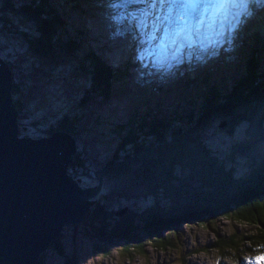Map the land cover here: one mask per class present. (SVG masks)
Listing matches in <instances>:
<instances>
[{
	"label": "rangeland",
	"instance_id": "obj_1",
	"mask_svg": "<svg viewBox=\"0 0 264 264\" xmlns=\"http://www.w3.org/2000/svg\"><path fill=\"white\" fill-rule=\"evenodd\" d=\"M11 1H14L20 10L24 8L30 9L31 7L37 10L39 6V2L35 3L36 0ZM46 1H50L49 8H53V11L62 9L58 13L60 14L61 22H66L63 23L64 26L62 28H57L59 34L55 38L62 40L61 42L63 43L70 42L72 41L74 30L75 32L83 31L79 40L80 45L83 46L81 47L82 51H86L85 44L89 47H99L101 45V40L94 43L93 39L87 38L86 42H84L83 37L85 39V30L88 31L90 28H92L93 32H98L94 27L95 23H101L105 27V20L102 21L101 17L103 16L102 14L107 12L102 9L106 0ZM3 3H6V0H0V57L12 71L14 86L18 90L14 98L20 107L18 116L20 135L22 137L41 138L46 136L49 131L57 130L61 123L64 124V119L70 118L69 121L73 125L74 130L70 135L76 141V151L79 149L76 152L77 158L71 168L76 170L77 177H79L77 179L80 180L82 187L97 186V180H95V176L91 174V171L92 169L106 166L114 157L117 150L116 144L125 135L124 132L121 135H117L114 132L118 126L124 125L128 121L130 122L131 118L138 121L147 114L154 115L160 111L165 112L167 116H173L174 113L183 115L184 112H189L188 110L194 106L193 102L201 100V95L208 93L209 87L213 85H217L224 92L231 90L233 83L244 74L247 61L252 58L253 54L256 55L258 51L259 65L261 71L264 72V41L259 40V43H254L253 40H250V36H253L257 31L256 23L254 26L248 27V33H246V26L239 34L235 32L234 41L231 39L232 44L222 52L210 47V51H208L210 54L207 51L196 50L199 54L197 56L199 57L197 59L199 62L194 63L191 56H186L185 60L177 59L180 61L171 67L169 75L165 74L163 66L160 67L161 73L156 74L155 72L159 67L154 68L153 60L148 61L149 63H146V66L148 65L147 67L155 75L154 79L158 78L163 81L158 84L159 86H157L155 81L148 79L147 75L141 72L136 75L134 72V69L144 67L141 63H145L146 60H144L141 52H137L140 47H136V52L132 53V65L130 64L129 66L127 64L125 67H119L111 61L117 59L115 56L110 59V62L105 60L107 56L109 58L114 54H118L102 49V46H100L102 49V51L100 50L101 55L98 54L99 52H92L89 55L87 54L89 56L87 58L91 62H95L90 63L91 70L104 69L108 74H111L109 81L111 92L107 98H102L98 93L96 97L90 98L91 100L84 103V96H88L87 91H91L92 88L91 75L93 72L88 71V69L83 71L78 68L77 56L69 53L60 54L58 51L61 50L59 49H56L57 51L52 50L53 54H57H51L52 57L47 60L32 54L27 47L25 38L34 39L38 36L36 24L26 21L21 16L13 17L4 8ZM253 7L258 11V6L253 5ZM137 9L142 10L138 7ZM14 14L19 13L15 12ZM113 15H116L115 12H113ZM123 16L120 13L117 18L121 23L125 22L123 21ZM260 18L263 22L260 30L264 33V14ZM126 21L132 26L133 19H127ZM88 22L95 23L90 24ZM140 23L138 27H140L139 31L142 32ZM239 24L235 22L234 25L239 26ZM112 30L115 32L114 29ZM123 31H125V28ZM124 33H119L116 37L111 35L112 39L108 37L109 41L113 43L110 45L120 48V44L125 38ZM228 35L231 38V34ZM132 39L140 44L147 42L153 46L154 37L152 35L145 34L144 40H141V36L137 32H133L129 40L131 41ZM239 40L240 42L244 40L240 49L236 45V43L240 44ZM105 42L107 43V41ZM254 45H259L258 49H253ZM149 53L153 52L149 50ZM137 54L139 55L138 59L136 58ZM120 58L118 57V59ZM145 58L148 59V56ZM165 61L169 63L168 55H163L160 59V63ZM110 63L117 65L119 68H113ZM206 65L208 68H206ZM198 66L206 70L199 69L197 68ZM208 71L210 74L205 73ZM176 72H181L177 76L179 80L185 78V80L194 79V81L189 86L186 83L179 84L178 79H174L172 83L167 82ZM158 87L164 90L160 91ZM185 87L188 88L184 90ZM170 89H174V91L172 93H163ZM155 103H158L162 109L158 104L156 107ZM258 120L264 121V112ZM222 125H224L223 121L218 120L214 124L213 129L203 135L201 139V142L209 147L214 154L220 157L226 156L238 143L252 140V123L250 121L244 119L241 124L236 125L233 129L227 125L221 127ZM173 126L178 128L182 126V123H174ZM261 127H263L262 131H264V126L262 125L258 128L256 127L255 131H260ZM139 137L142 140L145 138L141 134H139ZM81 140L84 144L82 146L80 145ZM130 140H133V138ZM231 157L229 156V158ZM234 157L236 173L242 175L248 172L251 169V161L264 158V141H254L248 152L236 154ZM80 162L83 167L78 169ZM86 167H89L86 173H88L90 178L80 175ZM104 177L101 176V179ZM96 189L97 187L94 188V190ZM99 193L97 195L100 197L99 200L108 208L116 209L121 203L119 198L111 196L109 193H105L107 196L103 197L102 192ZM123 203V205L130 206L132 209L136 208V205L140 207L145 205L141 198L132 200L131 204L126 201H123ZM84 225V223H79L78 225L66 226L62 231L58 246L50 247L42 255V264H63V259L57 254L56 249H63L64 254L68 258L72 257L77 264H222L223 262L226 264H249V262L256 264V259L259 257L256 253H243L237 258V253L233 258L224 259L220 253L210 248L218 238L217 233L221 236H229L231 233L240 234L254 230L253 227L227 219H220L214 224L204 226L197 224L183 226L178 232H169L166 237L168 236L169 241L174 243V249H160L156 244L146 242L148 247L144 250V253H139L136 250L125 253L120 245L114 244L108 248L110 254L107 257L93 249L94 241L85 234Z\"/></svg>",
	"mask_w": 264,
	"mask_h": 264
},
{
	"label": "trees",
	"instance_id": "obj_2",
	"mask_svg": "<svg viewBox=\"0 0 264 264\" xmlns=\"http://www.w3.org/2000/svg\"><path fill=\"white\" fill-rule=\"evenodd\" d=\"M37 2V10L32 7L20 10L11 0L3 3L13 17L21 16L36 24L37 37L29 39L23 35L29 51L43 60L52 57L56 49L61 50L58 51L60 54L76 55L78 68L93 72L92 88L87 91L88 96H84V103L98 93L107 98L111 92V74L104 69L91 70L90 63L95 62H91L89 56L81 55L75 42L63 43L55 38L59 34L57 28L64 26L60 14L49 8L50 1ZM252 40L259 43V40ZM258 47L254 45L253 49ZM258 52L247 61L244 74L231 90L224 92L217 85L210 86L208 93L201 95V100L194 101L193 108L183 115L165 116V112L160 111L147 114L138 121L131 118L130 122L114 130L117 135L125 134L119 137L121 141L116 144L114 157L107 166L91 174L98 183L105 172L102 197L109 193L121 203L114 209L101 203L99 196L93 199L84 231L94 241L96 252L107 257L110 254L108 248L118 244L125 253L134 250L144 253L148 247L146 242L154 243L160 249H174V243L166 237L169 232H178L183 226H204L227 219L254 230L229 236L217 233L218 238L210 248L223 258H233L237 253V258L243 253L264 254V208L260 207L264 206V158L251 161V169L238 175L234 157L248 152L254 141H264L263 127L255 131L256 127L264 126V121L258 120L264 112V72L259 65ZM17 91L13 86L14 96ZM15 103L19 111L18 102ZM69 119H64V124L61 123L57 130L73 133ZM244 119L252 123V140L238 143L228 155L220 157L201 142L203 135L211 131L218 120L233 129ZM174 123H182V126L174 127ZM53 132L49 131L47 136ZM139 134L145 138L142 140ZM78 166V169L83 167L81 162ZM87 170L89 167L80 175L90 178ZM70 175L79 178L72 168ZM138 198L143 199L145 205H136L134 209L123 205V201L131 204ZM121 211L125 214L119 216ZM58 243L59 240L53 242L51 247L58 246ZM56 252L62 257L63 264H77L64 254L63 249H56ZM38 264H42V258Z\"/></svg>",
	"mask_w": 264,
	"mask_h": 264
},
{
	"label": "water",
	"instance_id": "obj_3",
	"mask_svg": "<svg viewBox=\"0 0 264 264\" xmlns=\"http://www.w3.org/2000/svg\"><path fill=\"white\" fill-rule=\"evenodd\" d=\"M13 83L0 57V264H38L66 226L86 221L102 183L84 190L70 175L77 151L67 134L20 135Z\"/></svg>",
	"mask_w": 264,
	"mask_h": 264
},
{
	"label": "bare ground",
	"instance_id": "obj_4",
	"mask_svg": "<svg viewBox=\"0 0 264 264\" xmlns=\"http://www.w3.org/2000/svg\"><path fill=\"white\" fill-rule=\"evenodd\" d=\"M263 1L264 0H259L260 3H259V6L257 7L258 11L252 5H248L249 8L252 7V9H254L251 12H249L250 15L245 13L243 10H240V9L238 10L240 12V14L243 15L242 16V20L243 21H241V23L238 26L239 30L237 31V34L242 32V29L245 26H246V33H247L249 26H254L255 23H256L257 26H260V27H261V25H263V22L261 21V18H260L264 14V3H263ZM119 4H120L119 8H116L115 6L112 5L110 0H106L105 1V5H103L102 9L104 11H107V12H106V14H102L103 16L101 17L102 21L105 20V23H106L105 27L102 26L101 23L88 22L90 24L91 23L92 24L95 23L94 27H95L96 30H98V32H93L92 28L88 29V31L85 30V33H84L85 39L83 37V40H84V42H86L87 38H91V39H93L94 43H96L99 40H101L100 41V44H101L100 46H102V49L108 50L109 52H115V53L118 54V55L114 54L113 56H111L109 58H108V56H107V58L105 56V58H106L105 60L110 62V59H112L115 56L117 59L111 60V61H113V63L117 64L119 67H125L127 64L129 66H130V64L132 65L133 64V62H132L133 61L132 53L136 52L135 51L136 47H140L139 48L140 50L137 51V52H139V53L141 52L142 56H144V60L146 59L145 63H141L142 66H144L146 69L144 70V67L140 66L141 69H134V72L136 73V75L139 72H141L142 74L147 75L148 79L155 81L157 86H159L158 84L162 83L163 81L161 79H158V78L154 79L155 75L147 67L148 65L146 66V63H149L148 61H150V57L151 56H155V53L159 52V50L156 47L155 41L159 40V37H160L161 33H162V35L165 34L164 31L162 30L163 29V25L160 22L154 20L155 15L160 12V9H159L158 5L154 8L151 4H136L135 0H120ZM137 7L141 8L142 10L137 9ZM259 8H260V10H259ZM124 10H127V11H124ZM230 10H232V9L230 8ZM167 11H168V9L165 8L164 12L167 13ZM113 12H115V14H116L115 16L113 15ZM120 13H122L124 15L123 16V21H125V22H123V23L119 22L118 19H117L118 16L120 15ZM232 13L233 12L231 11V16L228 17V20H229V18H232ZM127 19L128 20L129 19H133L132 26H131V24H129L126 21ZM142 20H143V22H141ZM139 23H140V25H142V32L139 31V28H140V27H138ZM234 24H235V20L232 21V26H233V28L237 27ZM158 27L161 28L160 32L156 31V29ZM260 27H259V29H260ZM124 28H125V31H123ZM112 29H114L115 32ZM116 31H118V32H116ZM74 32H75V30H74ZM79 32L81 34L83 33V31H79ZM122 32H125L124 33L125 34V38H123L122 43L120 44V48H118V47L116 48L115 45H110V44H113V43H112V41H109L108 37H111V35L116 37L119 33H122ZM133 32L134 33L137 32V34L141 36V40H144L145 34H149V35H152L153 37H155V39L153 41V46H151L147 42H145L143 44H140L138 41H135L134 39H132L130 41L129 40L130 39V35L132 36ZM174 32H175V28L173 27V29L168 32V34H169V42H168V44L166 46L167 48L163 49L162 51H160V52L165 53L166 55H168L169 63L167 61H165L164 63H157L156 60L153 61V64L155 65L154 68L155 67H159V69H157V71L155 72L156 74H160L161 73L160 72V67L163 66L164 70H165V74L169 75L171 67L179 63L180 60H177V59L185 60L186 56L187 57L191 56L193 58V62L194 63L195 62H199L197 60L199 58V57H197L199 54L196 52L195 49L208 52V51H210L209 48L211 47V48H213L214 50H216L218 52H222L223 50L226 49V47H228V46H230L232 44V40L229 41V40H224V39L221 38V35H220L221 32H222V34L225 33V36L228 37V28L226 26H224L221 22L217 23L214 26V28L209 30L208 32H207V28H206V23L205 22H202L201 24H198L197 28L194 29V31H193V34L198 39V43L195 46H192V47H189L188 45L182 43L177 38H173L172 33H174ZM231 33H232V38H234V33L233 32H231ZM72 37H73L72 41L77 44V50L83 56H85L87 54L89 55L92 52L93 53L99 52L98 54L101 55L100 50L102 51V49L100 48L99 45H98L99 47H95V46L94 47H89L87 44H85V47H86L85 49H86L87 52L86 51H82L81 47H83V46L78 43V41L80 40V35L77 34V33H74ZM105 37H106V40H105ZM111 39H112V37H111ZM250 40H252V39H250ZM105 41H107V43ZM242 42L243 41H241L240 43H242ZM137 45H139V46H137ZM223 46H224V48H222ZM110 48H112V49H110ZM149 50H151L153 53H149ZM233 50H235V49L233 48ZM230 52H231V50H230ZM203 53H201V54H203ZM147 56H148V59L145 58ZM118 57H121V58L118 59ZM136 58L137 59L139 58L138 54H137ZM183 60H181V61H183ZM183 62H185V61H183ZM110 65L113 68H119L117 65H113L111 63H110ZM206 68H208L207 65H206ZM205 73H209V71L205 72ZM213 75L214 76H218V75H215V74H213ZM183 80H185V78H183ZM13 86H14V83H13ZM158 90H160L159 87H158ZM173 91H174L173 89H170V93H172ZM55 132L56 133L67 134L68 136H70V137H72L74 139V137L71 136L68 132L66 133L65 131L63 132V131H58V130L57 131L54 130V132L50 136L46 135V136H43L41 138H36V137L35 138L38 139V140H41L44 137H51L53 134H55ZM80 145L81 146L84 145L82 140L80 141ZM75 147L77 149L76 144H75ZM77 152H78V150H77ZM75 156H76V153L74 154V160H73L71 166L75 162ZM76 182H78V181H76ZM100 183H102V187L100 189V192H101L103 187H104V180L101 179V177H100V180L97 183V186H96L97 188H98ZM80 187L82 189H84V190L96 188V187H88V188H86V187H82V185H80ZM98 194H100V193H98Z\"/></svg>",
	"mask_w": 264,
	"mask_h": 264
},
{
	"label": "snow or ice",
	"instance_id": "obj_5",
	"mask_svg": "<svg viewBox=\"0 0 264 264\" xmlns=\"http://www.w3.org/2000/svg\"><path fill=\"white\" fill-rule=\"evenodd\" d=\"M135 3L151 4L154 8L159 5L160 12L155 15L154 20L163 25L165 35H167L175 26L174 34L180 35L182 31L186 30L188 32L187 38L189 40H191L190 21L199 19L194 15L197 9L201 7L208 8L211 6H219L221 8L247 7V0H135ZM165 8L168 9L167 13L164 12ZM238 30V26L231 29L233 33ZM156 31L160 32L161 28L158 27ZM260 207L264 208V206ZM262 262H264V256L257 257L256 264H262ZM249 264H251V262H249Z\"/></svg>",
	"mask_w": 264,
	"mask_h": 264
}]
</instances>
